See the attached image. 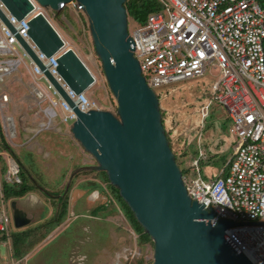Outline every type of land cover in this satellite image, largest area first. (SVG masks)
I'll list each match as a JSON object with an SVG mask.
<instances>
[{
  "label": "built area",
  "instance_id": "2783aa9c",
  "mask_svg": "<svg viewBox=\"0 0 264 264\" xmlns=\"http://www.w3.org/2000/svg\"><path fill=\"white\" fill-rule=\"evenodd\" d=\"M29 1L35 10L18 20L0 0V13L10 25L0 17V86L18 71L22 57L27 58L33 79L31 92L38 103L46 104V123L58 120L68 127L76 121L72 107L25 53L16 36L28 44L79 111L102 109L85 92L76 94L65 84L56 70L58 53L47 58L31 41L28 22L41 9L35 0ZM158 1L160 10L148 14L145 23L135 25L129 36L141 75L155 91L164 85L197 79L210 67L217 68L220 76L212 84L211 101L225 110L231 123L229 134L235 141L228 164L216 178L182 177L186 192L205 210H213L212 225L219 220L249 223L230 227L225 233L252 264H264V10L256 0ZM9 100L0 89V104ZM209 104L201 106L202 118H206ZM0 120L4 137L15 138L11 118L1 114ZM50 124H41L40 130ZM198 158L192 163L196 171L204 154L200 152ZM7 167L4 181L20 184L17 163L12 159ZM0 200L3 204L1 194ZM10 222L2 206L0 235L6 239Z\"/></svg>",
  "mask_w": 264,
  "mask_h": 264
},
{
  "label": "water",
  "instance_id": "95a60500",
  "mask_svg": "<svg viewBox=\"0 0 264 264\" xmlns=\"http://www.w3.org/2000/svg\"><path fill=\"white\" fill-rule=\"evenodd\" d=\"M18 20L35 10L29 0H1ZM72 1L84 13L95 53L107 86L117 104L116 114L105 110L79 109L37 59L28 44L20 46L41 69L60 96L72 107L76 121L70 126L73 139L94 159L95 165L74 170L104 172L118 190L133 217L152 241V264H252L225 233L234 224H211L213 210L192 201L186 192L175 157L161 122L159 99L148 87L133 56L128 34L126 0H35L40 9L59 12ZM0 17L10 27L4 16ZM28 36L47 58L58 53L57 72L76 94L90 89L95 78L51 26L43 12L28 22ZM16 229L30 223L14 201L10 203Z\"/></svg>",
  "mask_w": 264,
  "mask_h": 264
},
{
  "label": "rangeland",
  "instance_id": "374dc122",
  "mask_svg": "<svg viewBox=\"0 0 264 264\" xmlns=\"http://www.w3.org/2000/svg\"><path fill=\"white\" fill-rule=\"evenodd\" d=\"M41 12L65 41L66 48L72 49L94 75L96 82L85 91L86 96L95 101L102 110L116 114L117 104L102 73L84 13L75 1L69 3L59 12L49 8L41 9ZM127 19L130 36L135 24L130 18ZM18 52L21 55L19 50ZM29 65V60L22 57L18 71L7 77L0 86V89L10 99L5 105L0 104V115L11 118L16 133L15 138H5V141L18 155L19 160H23L28 165V169L30 167V176L37 180L45 191L48 189V193H55L65 189L64 185L67 183L68 177L80 166L83 157H90L88 160L85 158V164L89 161L87 165H95V162L73 139L70 127L63 126L58 120L49 123L48 129L40 130L41 124L46 127L49 125L43 115L46 104L38 103L32 95L30 85L33 79L28 73ZM219 76V70L210 67L203 76L197 79L164 85L155 89L156 95L160 97L159 106L164 134L179 169L187 179L216 178L226 162L230 150L233 154L232 146L235 141L229 134L230 120L227 118L225 110L218 103L211 101L212 84L217 81ZM41 85L46 89L44 81L41 82ZM208 103H210L208 114L206 118H202L201 106ZM200 152L205 156L199 165V171H196L192 163L199 159ZM12 159L6 152H0V160L5 161L6 168H8L7 162ZM2 165L0 162V167ZM96 173L98 172L82 171L77 173L68 184V192H65L67 196L69 197L71 188H75L74 186L79 181L97 180ZM105 185L103 184V187ZM33 192L40 197L44 196L40 191ZM110 196V192L103 191L96 200L93 199L95 202L92 201V203L94 202L92 205L105 204L112 200ZM109 203V210L114 211L115 209L116 211L110 212L106 220L105 216L92 220L91 225L94 228L90 229V236L93 241L90 244L80 245L77 243L75 251L77 259L73 264H94L95 258H100L106 263L108 251H111L110 248L114 250L115 247L119 251L111 256L110 264H152L153 245L148 243L140 245L138 236L134 234L123 212L121 213L119 210L118 204L115 201ZM1 208L0 200V211ZM4 208L11 219L9 207L5 205ZM46 208L49 210L51 207L47 206ZM42 214V218H44V213ZM44 221L42 220V222ZM96 222L97 227H95ZM38 223L39 221L33 223L32 226ZM8 226L9 230L18 232L12 224V220ZM32 226L25 232H30L33 229ZM47 226L48 224L45 227ZM76 226L77 224L73 226L74 228L71 227L67 233L73 232L80 236V230ZM21 231L23 232V230ZM23 234H21L22 237ZM64 236H66L65 233H61L53 239L48 237L38 244L36 241L33 242L37 244V247L31 250L32 256L27 258L26 264H42L43 262L45 264H68L67 258L72 246L68 242L62 244L61 238ZM105 250L107 253H104ZM0 264H10L8 250L2 245H0Z\"/></svg>",
  "mask_w": 264,
  "mask_h": 264
},
{
  "label": "trees",
  "instance_id": "16d2710c",
  "mask_svg": "<svg viewBox=\"0 0 264 264\" xmlns=\"http://www.w3.org/2000/svg\"><path fill=\"white\" fill-rule=\"evenodd\" d=\"M256 1L259 4V6L264 10V0H256ZM124 7L127 12V17L130 18L135 25H143L146 21L148 14L159 11L161 8V4L159 3L158 0H126ZM157 97L158 99L160 98L158 95ZM0 152H6L9 157L15 160L19 168V178L21 180L20 184H9L5 182L3 176L5 175L7 168L5 161L0 160V162L3 164L2 167H0V186H1V194L5 202L17 198L20 199L29 192L35 190L40 191V193L47 192L42 186L37 184V182L34 179L30 178L31 177L29 172L30 167L28 169L27 168L28 165L25 164L23 160L20 161L18 155H16V153H14V151L8 146V144L5 141L4 134L2 132L1 124H0ZM96 177L98 181L96 182L87 181L81 184L79 187L81 189L85 187L90 188V190L93 191L102 190V192L103 191L107 193L110 192L111 194L110 199H112L110 200V202L115 201V203L118 204V208L123 212L134 234L138 236V242L140 243V245L147 243L152 244L151 239L148 237V235L144 233L143 229L137 223V221L133 217L132 212L127 207L126 203L120 198L118 194V190L109 184L106 174L104 172H98L96 173ZM103 184H106L105 187H103ZM66 193L64 192V189L62 191L60 190L57 191L55 194L49 193L53 196L54 195L56 196V194L60 196L58 197V199L52 201V204L54 205L56 204L59 206L58 212L56 213L55 218H53L54 224H52V222H50V224L45 223L44 225L36 229H32L30 232H25V233L19 232L11 235L12 252L14 258L17 259L23 258L28 252V250L35 245L32 244V242L36 241L37 243H39L40 241L45 239L50 234V232H52V230L56 228V226H59L62 223V221H64L68 208V196ZM109 205L110 203L107 206L103 205L102 207H99V210H102L108 207ZM46 224H48L47 227H45ZM21 234H23V237Z\"/></svg>",
  "mask_w": 264,
  "mask_h": 264
},
{
  "label": "crops",
  "instance_id": "0c3cea01",
  "mask_svg": "<svg viewBox=\"0 0 264 264\" xmlns=\"http://www.w3.org/2000/svg\"><path fill=\"white\" fill-rule=\"evenodd\" d=\"M231 156H232V152L230 150V152L228 153L227 160L224 163V165L222 166V168L220 169L219 174L225 168V166L228 164ZM85 158H87V160H88L90 157H85ZM85 158L84 157L82 159L80 158L82 161L80 162V166H78L76 169H78L79 167H82V166H87V163L89 161H87L85 164L84 163ZM88 165H90V164H88ZM30 178L34 179L32 177H30ZM35 181L37 182V180H35ZM68 181H69V177H68L67 183H68ZM94 181L96 182L98 180H94ZM85 182L86 181H84V182L79 181L74 186L75 188H73V189L71 188V191H70V194L68 197L67 214H66V217L64 218V221H62V223L59 226H56V228L54 230H52V232H50V234L46 237V238L50 237L53 239L56 237L57 234L65 233L66 236L61 238L62 239L61 241L63 242L62 244H65L68 242L69 245L72 246L71 250L69 251V256L67 258L68 264H73V262H75L77 259V256H75L77 243H80V245H82V244H87V243L90 244L91 241H93L91 236H90L91 230L94 228V227L92 228V225H91L92 220H96L101 216H105L104 219L106 220V218L110 212L116 211L115 209H114V211L109 210V207H106L102 210H99V207H102L103 205L107 206L110 201H108L105 204L93 206L92 204L95 202L94 200H96V198L99 196V194L102 192V190H94L93 191V190H90V188H86V187L81 189L79 186ZM67 183L64 186H66ZM31 184H32V182H31ZM37 184H38V182H37ZM46 191H48V189ZM64 192H67V190L65 191V189H64ZM42 194L44 196L41 195V197H40L39 195L35 194V192L32 191L20 199L17 198V199L12 200L16 203V205L19 209H21L22 211H24L26 213L27 218L30 220V223L23 228L16 229L14 227L16 230H18V232H22L21 230H23V232H25V230L27 228H30L33 225V223H37L38 221H39L38 224H35L34 226H32L33 229H36V228L44 225L45 223L50 224V222H52V224H54L53 218H55L56 213L58 212L59 206L56 204L55 205L52 204V201L58 199V197H60V196H58V194H56V196L55 195L51 196L48 192L42 193ZM9 201H11V200H8V202ZM92 201H94V202L92 203ZM47 206H50L51 208L49 210H47V208H46ZM41 208H42V210H41ZM1 211H2V208H1ZM3 211L6 212V210H4V209H3ZM42 213H44V218H42V215H43ZM121 213H122V211H121ZM42 220L43 221L45 220V221L42 222ZM76 224H77L76 227L80 230V236H77L76 233H73V232L67 233V231L71 227L75 226ZM95 225H96L95 227H97V222L95 223ZM89 230H90V233H89ZM14 233H16V231L9 230L10 236L8 239H6L5 237H2L0 235V245L7 248L8 253H9V257H10V264H26L27 258H30L32 256L31 250L35 249L34 247H37L36 245L38 243L35 244L31 249H29L23 258H21V259L14 258L13 252H12V244H11V235ZM45 239H43L39 243L43 242ZM32 244H34V243L32 242ZM110 250L111 251H108V253L106 250L104 251V253L108 254V259H107L106 263H104V260H100V258L99 259L95 258L94 264H110L111 256L119 251V250H117V247H115L114 250L112 248H110ZM70 257H71V259H69ZM42 264H45V263L43 262Z\"/></svg>",
  "mask_w": 264,
  "mask_h": 264
},
{
  "label": "flooded vegetation",
  "instance_id": "af4514ba",
  "mask_svg": "<svg viewBox=\"0 0 264 264\" xmlns=\"http://www.w3.org/2000/svg\"><path fill=\"white\" fill-rule=\"evenodd\" d=\"M11 202H12V201H10V202H5V201H4V204L7 205V206L9 207ZM4 204H3L2 206H3V209L5 210V208H4L5 205H4ZM9 208H10V207H9ZM9 210H10V209H9ZM7 215H8V214H7Z\"/></svg>",
  "mask_w": 264,
  "mask_h": 264
},
{
  "label": "clouds",
  "instance_id": "9594fccd",
  "mask_svg": "<svg viewBox=\"0 0 264 264\" xmlns=\"http://www.w3.org/2000/svg\"><path fill=\"white\" fill-rule=\"evenodd\" d=\"M71 126V125H70ZM70 126H68V127H70ZM182 177H183V174H182ZM1 187V186H0ZM0 193H1V188H0ZM2 195V194H1ZM3 204H4V200H3ZM3 204H1V206L3 205Z\"/></svg>",
  "mask_w": 264,
  "mask_h": 264
},
{
  "label": "bare ground",
  "instance_id": "6f19581e",
  "mask_svg": "<svg viewBox=\"0 0 264 264\" xmlns=\"http://www.w3.org/2000/svg\"><path fill=\"white\" fill-rule=\"evenodd\" d=\"M44 126H45V125H44ZM204 156H205V155H204ZM201 171H202V170H201ZM201 171H200V172H201Z\"/></svg>",
  "mask_w": 264,
  "mask_h": 264
}]
</instances>
